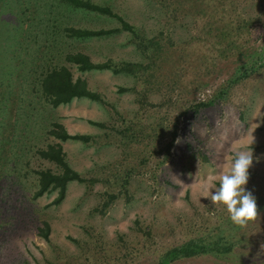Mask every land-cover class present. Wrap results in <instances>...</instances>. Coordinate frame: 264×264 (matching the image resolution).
<instances>
[{"label": "rangeland", "instance_id": "1", "mask_svg": "<svg viewBox=\"0 0 264 264\" xmlns=\"http://www.w3.org/2000/svg\"><path fill=\"white\" fill-rule=\"evenodd\" d=\"M91 1L139 35L63 0H0V264H157L191 241L221 250L169 264H264V0ZM68 26L117 29L75 38ZM75 50L139 71H81L65 59ZM60 64L104 101L45 102L41 74ZM53 121L93 136L61 141L87 181L58 203L56 189L34 197L37 170H60L36 152L58 141ZM245 148L257 215L238 225L206 196ZM107 192L118 195L103 207Z\"/></svg>", "mask_w": 264, "mask_h": 264}, {"label": "trees", "instance_id": "2", "mask_svg": "<svg viewBox=\"0 0 264 264\" xmlns=\"http://www.w3.org/2000/svg\"><path fill=\"white\" fill-rule=\"evenodd\" d=\"M67 4L72 5L75 8H79L84 11L95 12L99 14H105L115 17L120 23V28L127 30L133 35L138 36L136 32V26L128 22L123 16L112 11L109 5H102L91 0H63ZM117 28L110 29H92L88 27H66L67 34L75 38H87L96 37L102 34L110 33ZM65 59L71 61L77 65V68L81 71H87L91 69H111L114 72L128 71L136 74L138 70L134 68L131 63L116 62L112 59H106L101 61H94L89 54L81 50L69 51L65 53ZM40 88L42 98L45 102L52 106L63 104L71 101L77 97H87L99 101H104V96L90 89L87 86L85 78L80 76L74 77L69 67L64 64L54 65L49 69H46L41 74ZM124 90V88H119ZM208 105L205 101H199L193 106V112H198L199 109L205 108ZM92 124L98 127H105L106 124L101 121L89 120ZM47 132L58 139L57 142L48 143L45 146L37 147V154L54 162L59 168V171H52L48 168L37 170V190L34 193V197L40 196L50 190L56 189L57 194L53 199L54 203L60 202L64 196L66 187L69 181L77 180L79 182H86V178L82 176L78 171L72 168L66 161L65 152L62 147L61 141L66 139H78L83 142H90L93 140V136L87 133H70L65 125L60 121H53L50 124ZM171 145V141L168 144ZM91 182L96 181V177L89 180ZM117 192H107L103 207L110 204L116 197ZM49 225L47 222L44 226L40 227V235L44 238H48ZM220 248L215 244H209V242H187L182 245L173 247L161 256L157 264H169L172 260L183 257L191 256L201 252L215 251ZM221 250V249H220Z\"/></svg>", "mask_w": 264, "mask_h": 264}, {"label": "clouds", "instance_id": "3", "mask_svg": "<svg viewBox=\"0 0 264 264\" xmlns=\"http://www.w3.org/2000/svg\"><path fill=\"white\" fill-rule=\"evenodd\" d=\"M249 141V145L253 142ZM253 154L251 150H235L231 159L229 170L219 178L218 186L208 187L207 196L214 203L226 207L230 219L238 225H245L257 215L256 199L252 192L245 188L249 171L252 166ZM214 189V191H210Z\"/></svg>", "mask_w": 264, "mask_h": 264}]
</instances>
